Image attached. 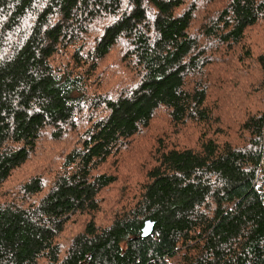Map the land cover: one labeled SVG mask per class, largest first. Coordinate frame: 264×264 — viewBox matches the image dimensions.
Returning a JSON list of instances; mask_svg holds the SVG:
<instances>
[{
    "label": "trees",
    "instance_id": "trees-1",
    "mask_svg": "<svg viewBox=\"0 0 264 264\" xmlns=\"http://www.w3.org/2000/svg\"><path fill=\"white\" fill-rule=\"evenodd\" d=\"M0 264H264V0H0Z\"/></svg>",
    "mask_w": 264,
    "mask_h": 264
},
{
    "label": "water",
    "instance_id": "water-1",
    "mask_svg": "<svg viewBox=\"0 0 264 264\" xmlns=\"http://www.w3.org/2000/svg\"><path fill=\"white\" fill-rule=\"evenodd\" d=\"M154 224L150 221L146 222L145 227L143 228V237H149L153 232Z\"/></svg>",
    "mask_w": 264,
    "mask_h": 264
}]
</instances>
